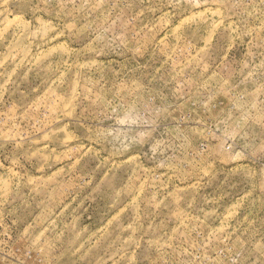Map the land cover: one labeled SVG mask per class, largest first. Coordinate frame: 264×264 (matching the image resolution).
Here are the masks:
<instances>
[{"label": "rangeland", "instance_id": "374dc122", "mask_svg": "<svg viewBox=\"0 0 264 264\" xmlns=\"http://www.w3.org/2000/svg\"><path fill=\"white\" fill-rule=\"evenodd\" d=\"M0 264H264V0H0Z\"/></svg>", "mask_w": 264, "mask_h": 264}, {"label": "bare ground", "instance_id": "6f19581e", "mask_svg": "<svg viewBox=\"0 0 264 264\" xmlns=\"http://www.w3.org/2000/svg\"><path fill=\"white\" fill-rule=\"evenodd\" d=\"M15 19H17V18L15 17Z\"/></svg>", "mask_w": 264, "mask_h": 264}]
</instances>
